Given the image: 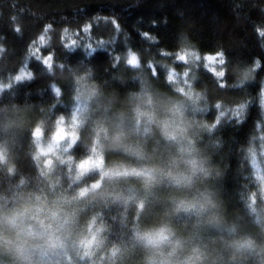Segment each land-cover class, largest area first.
Returning <instances> with one entry per match:
<instances>
[{
  "label": "clouds",
  "instance_id": "obj_1",
  "mask_svg": "<svg viewBox=\"0 0 264 264\" xmlns=\"http://www.w3.org/2000/svg\"><path fill=\"white\" fill-rule=\"evenodd\" d=\"M129 54L136 57L134 65ZM175 58L200 60L195 51ZM125 63L138 68L140 59L129 51ZM217 63L220 70L204 67L223 89L229 68L225 57ZM253 71L231 73L236 86L252 80ZM174 72L169 70V82ZM158 75L153 70V78ZM175 91L182 99L164 106L146 90L131 93L138 102L129 112L94 122L80 158L73 154L84 142L75 115L68 130L59 117L46 143L44 126L33 123L29 155L35 177L20 176L11 191L0 193V264H264V173L255 147L249 157L258 187L242 202V212L230 211L223 173L213 159L223 144L206 145L198 135L216 129L225 113L198 122L187 112L189 106L207 111L200 107L207 91ZM13 135L12 123L0 125V174L10 179L18 175L7 140Z\"/></svg>",
  "mask_w": 264,
  "mask_h": 264
},
{
  "label": "trees",
  "instance_id": "obj_2",
  "mask_svg": "<svg viewBox=\"0 0 264 264\" xmlns=\"http://www.w3.org/2000/svg\"><path fill=\"white\" fill-rule=\"evenodd\" d=\"M261 31L264 0H0V47L4 49L0 52V123L14 125L15 135L7 140L18 167L13 179L0 174V193L11 191L20 176L35 177L29 155L34 151L29 131L33 123L40 121L44 126L42 142L46 143L59 117L71 125L75 115L82 122L84 142L73 154L80 158L86 154L92 129L93 120L85 115L88 104L94 105L97 121L129 112L130 94L143 88L154 100H177L181 96L175 91V78L181 65L174 57L186 49L201 56L222 52L226 58V88H219L204 67L194 72L189 87L205 89L208 95L207 101L200 102L207 111H199L196 121L211 123L220 111L225 113L216 129L198 135L206 145L223 144L213 159L223 173L229 210L242 212V202L258 187L249 148L255 147L258 163L264 160L260 155L264 143L260 140L264 134ZM41 36L46 41L43 45ZM92 48L96 51L88 57ZM129 51L139 57L138 68L125 63ZM48 57L51 71L43 63ZM243 67L254 69L253 79L238 87L231 73ZM170 69H175L171 82L167 79ZM153 70L159 74L155 78ZM77 88L86 91L87 105L83 102L79 107L74 100ZM218 100L223 101L219 110L214 106ZM241 105L245 111L238 117L234 113Z\"/></svg>",
  "mask_w": 264,
  "mask_h": 264
},
{
  "label": "rangeland",
  "instance_id": "obj_3",
  "mask_svg": "<svg viewBox=\"0 0 264 264\" xmlns=\"http://www.w3.org/2000/svg\"><path fill=\"white\" fill-rule=\"evenodd\" d=\"M184 51H189V50H186V49H183ZM128 55V54H127ZM200 56V60L199 61H195V62H189V63H184L183 61H178V60H176V55H175V57H174V61L176 62V63H178L179 65H181V72L178 74V76L175 78V84H176V89H178V88H183L184 90H188V88H189V86H190V84L191 83H193V81L195 80V78H194V72L198 69V67H204V65L205 64H207L208 65V68H213V67H215L216 68V70H220V68L221 67H223V66H221V65H219L218 63H217V61L219 60V57L217 56V55H206V56H201V55H199ZM209 56H212V57H216V59L215 60H213V61H209V60H207L206 58L207 57H209ZM205 68V67H204ZM185 71H187L188 72V75L185 77L184 75H183V73L185 72ZM142 90H145L144 88L142 89ZM84 92V93H83ZM179 95V93H177V96ZM86 98H87V94H86V91H83L82 89H80V88H77L76 89V97L74 98V100L75 99H77V104H78V106L79 107H82L83 106V102H85L86 103V105L90 102V100L88 99V100H86ZM132 99V98H131ZM134 99V100H133ZM133 99H132V103H131V105H134L135 103H137L138 101L136 100V98L135 97H133ZM179 99H182V97H178V99L177 100H179ZM156 103H157V105L158 106H164V105H166L170 100H166V99H160V98H157L156 100ZM93 104L92 103H89L88 104V106H87V110H86V112H85V115H86V113H87V115L88 116H90V118H92V126L91 127H93V123L95 122L94 120V118L96 117V113H97V111L94 109L93 110ZM131 107V106H130ZM130 111V110H129ZM199 112H193L192 110H191V106H189V115L188 116H190V118H194L195 119V115H197ZM73 116V115H72ZM90 118H88V119H90ZM72 120H73V118H71ZM71 120V121H72ZM196 120V119H195ZM66 123V122H65ZM72 124V123H71ZM0 125H2L1 123H0ZM70 128V125H66L65 124V129L66 130H68ZM199 132V131H198ZM207 132V131H206ZM263 159H264V157H263ZM261 163H259V165H260V168L262 169L263 168V170H264V160H261L260 161Z\"/></svg>",
  "mask_w": 264,
  "mask_h": 264
},
{
  "label": "snow or ice",
  "instance_id": "obj_4",
  "mask_svg": "<svg viewBox=\"0 0 264 264\" xmlns=\"http://www.w3.org/2000/svg\"><path fill=\"white\" fill-rule=\"evenodd\" d=\"M15 31L18 32L19 29L17 28V29H15ZM143 35H144V37H145L146 39L148 38V36H147L146 33L143 34ZM259 35H260L261 37H264V31L259 32ZM40 43H41L42 45L46 43V41H45V39H44L43 36L40 37ZM261 47H264V40L261 41ZM95 51H96V49H95V48H92L90 51L87 52V56H88V57H91L92 54H93ZM217 56L219 57V60L222 61V60H223V57H224V54H223L222 52H220V53L217 54ZM36 59L39 60L40 57L37 56ZM183 59H184V57L182 56V57H181V60H183ZM206 59L209 60V61H213V60L216 59V57L209 56V57H207ZM50 61H51V57H48L47 59H45V60L43 61V63L48 67V66L51 64ZM128 62H129V64L134 65V64L136 63V57H135L134 55L129 54V61H128ZM257 67H259V64H257ZM22 75H23V73H22ZM17 78L19 79V77H17ZM29 78H30V77H29ZM53 87H54V86H53ZM244 111H245V105H242L241 107H239V108L236 110L235 113H239V115H236V116H238V117L241 116V115L244 113ZM241 122H242V121L239 120V123H241Z\"/></svg>",
  "mask_w": 264,
  "mask_h": 264
}]
</instances>
